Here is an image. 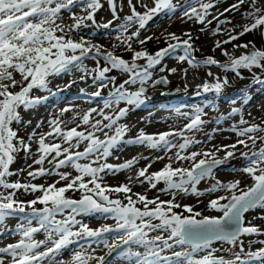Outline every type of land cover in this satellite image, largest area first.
I'll return each instance as SVG.
<instances>
[{
    "label": "snow or ice",
    "instance_id": "snow-or-ice-1",
    "mask_svg": "<svg viewBox=\"0 0 264 264\" xmlns=\"http://www.w3.org/2000/svg\"><path fill=\"white\" fill-rule=\"evenodd\" d=\"M222 2L184 0L183 4H177L174 0H136V3L127 0L130 14L121 17L124 0H107L113 19L97 23L96 13L103 7L101 0H0V229L3 230L0 234L9 233L16 238L0 246V264H264V246L252 250L254 243L264 245V240L250 239L246 251L242 239L264 235V229L245 222L246 213L264 210V119L252 122L244 118L241 108L232 107L228 119L239 114V122L229 129L236 140L221 145L213 142V134L223 131L219 127L223 117L204 118L207 116L205 108L214 107L215 99L204 106L193 105L190 112H180L188 122L179 131L146 134L140 130L135 137L126 139L130 128L121 123L130 112L147 103L150 85L168 83L167 76L157 78V68L160 73L176 72L175 68L166 69L162 64L170 50L175 52L182 48L183 55L177 57L179 61L193 66L203 63L222 70L221 76L209 71L213 82L202 84L203 92L213 93L214 97L221 96L228 86V73L243 78L242 73L247 70L253 72L254 80L264 83L253 71L257 69L264 75V48L250 47L249 43L236 45L248 49L237 56L222 47L246 33L264 31V0H235L221 11ZM246 3L247 9L241 11ZM138 6L143 11L138 10ZM78 9L82 14L77 13ZM178 11L202 25L216 21L215 28L209 29L213 35L222 31L221 25L232 24L231 29H223L227 39L214 41L213 51L222 49L227 57L225 61L211 55L203 61L196 60L194 38L190 33H184L183 39L168 33L167 38L175 43H168L155 53L143 47L134 49V43L144 46L154 38L141 39V30L158 17L171 19ZM237 12L248 22L233 24L226 17L220 18L224 13ZM66 19L71 23L66 24ZM114 21L120 46L132 53L130 60L92 42L95 29L107 30ZM88 58L97 64L102 59L104 66L90 70L85 64ZM113 70L125 74L126 79L116 84V76L109 75ZM77 72L82 74L81 79L92 75L93 81L98 83V90L90 96L99 98L102 107H90L82 115L76 112L71 120H64V114L75 111L72 106L65 107L58 116L47 121L50 131L37 132L45 122L39 121L32 126V122L22 116V112L47 99L34 92L50 91L53 79ZM105 88L107 95H102L101 90ZM241 102L246 105L249 101L245 97ZM93 114L100 118L93 119ZM213 122L218 127L212 133L205 132L207 125ZM71 123L76 126L68 127ZM80 124L89 130L78 131ZM29 126L32 131L21 135V129ZM196 133H203V139H197ZM178 137L183 142L177 144ZM57 138L61 142H52ZM85 141L83 151H72ZM62 144L67 146L62 147ZM123 145H140L162 152L164 155L157 154L155 160L167 159L168 163L151 173L149 163L139 169L135 177L129 176L127 183L117 187L105 185L104 175L131 169L138 163L135 157L121 164L107 162ZM173 149L176 150L174 156L168 155ZM220 152L224 155L219 156ZM21 153L26 168L13 170ZM52 153L55 155L48 160L50 168H45L44 162ZM237 158L242 166H232L230 170L246 174L252 181L250 186L241 187L242 181L238 178L222 181L216 177L217 169ZM28 159H32V164H27ZM81 160L89 162L80 163ZM184 161H191L190 167L174 166V162ZM34 164L40 167L33 168ZM69 166L78 174L72 176L69 172L58 171ZM25 171L31 180L53 176L58 179L48 184L11 179L20 177ZM133 180L139 186L147 182L153 189L162 181L165 187L161 193L171 198L160 200L157 195L150 199L146 193H132V188L137 186ZM209 180L211 183L203 191L198 189L201 181ZM60 181H64V185L57 187ZM69 190H79L82 195L79 199L68 198L65 193ZM113 193H123L127 203L110 198ZM26 195L34 198H21ZM186 195L214 197L209 199L206 208L220 215H204L191 205L177 201L178 196L182 200ZM137 203L143 207H137ZM181 208L183 213L178 211ZM97 214L110 217L114 225L92 228L81 219ZM58 215L61 218L58 219ZM17 217L19 222L10 228L9 219ZM40 233L45 238L37 240L36 235ZM79 241H84L86 247L80 244L68 260L62 259V253ZM97 248L106 251L96 255Z\"/></svg>",
    "mask_w": 264,
    "mask_h": 264
},
{
    "label": "rangeland",
    "instance_id": "rangeland-1",
    "mask_svg": "<svg viewBox=\"0 0 264 264\" xmlns=\"http://www.w3.org/2000/svg\"><path fill=\"white\" fill-rule=\"evenodd\" d=\"M177 4H183L184 0H174ZM235 0H223V2L219 5V9L223 11L224 8L228 7L231 3H234ZM103 4L102 9L98 10L96 13V21L97 23H105L112 18L111 11L109 6L107 5V0H101ZM136 3V0H134ZM247 9V3L244 6V11ZM138 10L143 11L142 8ZM78 14L80 10H77ZM121 17L130 14V9L127 5V0H124V8L123 11L119 13ZM67 15V14H66ZM227 18L233 21V24H243L248 22L244 18H242L239 12L237 13H224L221 19ZM208 19H211L209 16ZM65 23H71L70 19H66ZM216 21H213L210 25H202L196 22L194 19H188L182 16V12L178 11L171 19L164 18L163 16L156 18L153 22L149 24L145 29L141 30V39L145 36H153L154 38L148 41L144 46L139 45L138 43H134L133 47L136 50H140L141 47L146 48L150 53H155L161 48L167 47L168 43H175V41H170L167 38L168 33H175L181 39L185 38L184 33H190L194 38L193 48L196 49L193 55L196 60L203 61L208 56H214L217 60L223 62L227 59L223 55L222 49L214 48V41L225 40L227 39V33L223 31L225 27L228 29L232 28V24L227 26L221 25L222 31L213 35L209 29L215 28ZM204 29L203 31L201 29ZM95 38L93 39V43H98L103 45L105 50H112L115 54L122 56L123 58L130 60L131 52L125 50V47L120 46V41L117 40L118 33L116 32V22L114 21L113 25L107 29H95ZM131 31V29H130ZM246 43L250 44V47L255 48H264V31H253L252 33H246L244 36L240 37L237 41L232 43L223 45V49H226L230 53L234 55H242L245 54L248 49H242V47H236V45H244ZM113 45H117V47L113 48ZM179 55H183V50L177 49L175 52H171L170 55L165 57L162 64L163 66L168 68H175L176 72L172 73L169 71H165L163 73L159 72V68L156 69V76L159 78L160 75L167 76L168 83L166 85L160 84L158 86L152 87L151 85L148 87L147 96L149 97L147 103L141 106L138 109L130 112L127 118L121 121V123H125L129 126L130 132L126 136L127 138L135 137L140 130H143L146 134H158L164 131H179L183 128V125L188 121L180 115V112H190L193 105H201L204 106L208 101L215 99L214 107L205 108V112L207 116L205 119L214 120L217 116H222L220 128L223 129L222 132L214 133V143L217 145L221 144H231L236 140V136L229 129L233 124L239 122V114H234L232 119H228V113L230 112L232 107L241 108L243 111V115L245 119H250L252 122L259 123L262 119H264V83H260L257 80L253 79V72H249L247 70L243 71L242 77H236L233 73H228L229 84L224 89L223 94L219 97H214L213 93H204L202 89L203 83H211L213 82V78L208 76V72L211 71L214 75L221 76L222 70L216 66H207L203 63L198 66H193L187 61H179L177 57ZM142 61H138L140 63ZM85 64L91 70L95 67H103L104 62L101 59L99 64L96 61L88 58L85 60ZM255 75L260 78V80H264V75H261L260 71L257 69L253 70ZM82 74L77 72L74 74H61L59 77H56L52 80L50 84V91H36L34 95L47 97L42 103L36 105L34 108L28 110L27 112H22V116L25 120H30L32 122V126H35L37 122L44 121V127L37 129V132H48L50 131L47 126V121L53 117H56L60 114V110L72 106L75 111L72 113H66L63 115L62 119L71 120L76 112H80L81 115L83 112L87 111L91 108H100L102 107V103L99 98H93L90 96V93H93L98 90L99 85L97 82L93 81L92 75H87L85 79H81L80 76ZM109 75L116 76V84L122 83L124 79H126V75L113 70L109 73ZM74 81V83H73ZM193 82L195 85L189 83ZM81 89L84 90L81 93ZM174 94H169L172 91H175ZM102 95H107L108 89L101 90ZM248 98V103L245 105L241 101L243 98ZM57 100V101H54ZM233 101L236 103L233 104ZM49 103V104H47ZM47 104V105H46ZM124 105L122 104L121 107ZM108 112V110H105ZM100 118L96 114H93V119ZM32 126L26 127L25 129H21V135L25 132H31ZM75 123H71L68 127H75ZM63 127V125H62ZM218 126L213 122L209 123L207 127L204 129L205 132L212 133L214 128ZM88 127L80 124L78 131H88ZM186 135H191V133H185ZM101 139L104 137L100 133H96ZM197 139H203V133H196ZM51 139V138H48ZM52 142H61L58 138ZM177 144L183 142L182 138H176L175 141ZM86 141L81 142L78 148L72 149V151H83L86 146ZM67 146L66 144H62V147ZM210 146V145H209ZM259 146V143H258ZM36 145L33 146V151H35ZM148 150L147 152H144ZM175 149L168 153V155L174 156ZM162 153V152H161ZM131 154V155H130ZM157 153L154 150L147 149L146 147L140 145H123L119 150H115L113 155L108 157L107 162L111 164H121L125 161L132 159L133 157L137 158L138 163L135 164L131 169H129L128 173L122 174V172H114L108 173L104 175L103 183L105 185L111 187H117L121 184L128 182V177L133 173H137L139 169L146 167L149 163H151V167L149 168V173L153 171H157L164 167L168 160L165 159L163 161H158L157 163H152L155 160V156ZM164 155V153H162ZM55 154L52 153L44 162L45 168H50L48 164V160L51 159V156ZM219 156H223L224 153H218ZM146 157L147 159H144ZM36 157H33L35 159ZM63 158V157H60ZM57 158V159H60ZM89 161L81 160L80 163H88ZM27 164H32V159L27 160ZM191 161L174 162V166H182V167H190ZM95 166V165H93ZM241 167L242 161L237 158L230 161V164H226L221 168L216 170V177L222 181H228L232 179H240L242 181L241 187H247L252 184L251 179L243 173H233L231 172V167ZM40 165H33V168H38ZM17 168H26L25 160L23 159V154H20V158L17 159L15 164L12 166L13 170ZM58 171H64L71 173L72 176L77 175L78 173L69 167H62ZM19 178L21 182H26L31 180L30 177H27V171H25L20 177H12V180ZM57 176H53L47 179L37 178L35 180H31L33 183L38 184H48L52 183L53 180H57ZM88 178L86 177L85 180ZM134 186L132 188V193H146L148 198H154L159 195L160 200H168L171 197L167 193H161V189L165 187L164 183L161 181L157 183L155 189L150 188L147 182L144 183L143 186H139L137 182H132ZM211 181H201L199 185H197L198 189L203 191ZM64 181H60L57 184V187L63 186ZM91 186V185H90ZM39 194V193H37ZM224 194V193H219ZM82 195V192L79 190H69L65 193V196L71 199H79ZM22 199H33L32 195L22 196ZM110 198L112 199H121L123 203H127L125 195L121 194H110ZM214 197H209L207 195L203 197H196L194 195H186L181 200L180 197H177V201L182 204H189L195 210L201 211L204 215H220V213H216L214 210L207 209L206 205L209 199ZM135 199V196H133ZM37 207H43L42 205L37 204ZM137 207H143L141 203H137ZM152 207V205H149ZM181 213L184 212V209H178ZM264 210L256 209L252 210L249 213L245 214V222H251L252 224L264 229ZM57 218H61L59 215ZM83 221L87 223L92 228H99L104 224L114 225L115 221L110 217H104L99 214L82 217ZM19 222V218H10L8 221V225L10 228H14L15 225ZM3 230L0 229V232ZM44 234L40 233L36 235L37 240L44 239ZM16 238L12 237L9 233L0 234V246H4L7 243L14 242ZM111 239V236H109ZM244 241L245 250L248 249V241L254 240H264V235L261 236H244L242 237ZM80 244H85L84 241H79L76 244L69 246L67 250L62 253L61 258L64 260H68L73 251L79 249ZM218 246V245H217ZM259 243H254L252 245V250L255 251L257 248L262 247ZM86 247V244H85ZM95 248L96 245H93ZM102 247V246H101ZM225 247H228L225 245ZM179 250V249H177ZM239 251V249H236ZM106 250H100L97 248L96 255H103ZM221 253H217L220 255ZM226 255V258H230Z\"/></svg>",
    "mask_w": 264,
    "mask_h": 264
},
{
    "label": "bare ground",
    "instance_id": "bare-ground-1",
    "mask_svg": "<svg viewBox=\"0 0 264 264\" xmlns=\"http://www.w3.org/2000/svg\"><path fill=\"white\" fill-rule=\"evenodd\" d=\"M243 49V48H242ZM189 83H191V84H193V85H195L193 82H189ZM54 101H57V100H54ZM47 104H49V103H47ZM46 104V105H47ZM148 150H145L144 152H147ZM148 153V152H147ZM131 155V154H130ZM159 155H163L162 153H160ZM158 161L157 160H154L152 163H157ZM118 172H122V174H125V173H128L129 172V169H125V170H121V171H118ZM135 175H136V173H133L131 176H133V177H135ZM132 182H136V180H133Z\"/></svg>",
    "mask_w": 264,
    "mask_h": 264
},
{
    "label": "water",
    "instance_id": "water-1",
    "mask_svg": "<svg viewBox=\"0 0 264 264\" xmlns=\"http://www.w3.org/2000/svg\"><path fill=\"white\" fill-rule=\"evenodd\" d=\"M163 85H166V84H163ZM174 93H176V90H175V91H172V92H170L169 94H174Z\"/></svg>",
    "mask_w": 264,
    "mask_h": 264
}]
</instances>
